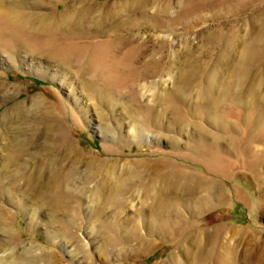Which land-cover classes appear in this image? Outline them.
Instances as JSON below:
<instances>
[{
  "label": "rangeland",
  "instance_id": "obj_1",
  "mask_svg": "<svg viewBox=\"0 0 264 264\" xmlns=\"http://www.w3.org/2000/svg\"><path fill=\"white\" fill-rule=\"evenodd\" d=\"M222 252L264 259V0H0V264Z\"/></svg>",
  "mask_w": 264,
  "mask_h": 264
},
{
  "label": "bare ground",
  "instance_id": "obj_2",
  "mask_svg": "<svg viewBox=\"0 0 264 264\" xmlns=\"http://www.w3.org/2000/svg\"><path fill=\"white\" fill-rule=\"evenodd\" d=\"M69 7V6H68ZM67 7V8H68ZM17 16V15H16ZM11 24V22L9 23V25ZM13 24V23H12ZM11 24V26H9V27H11V28H13V25ZM17 25V24H16ZM41 25H43V24H41ZM40 28V27H39ZM44 28V27H43ZM42 28V29H43ZM9 29V28H8ZM14 29H16V28H14ZM13 29V30H14ZM4 30V29H3ZM15 32V31H14ZM40 33V32H39ZM24 34V33H23ZM23 34H21L20 36H22ZM27 34H29V33H27ZM26 34V35H27ZM25 34L23 35L24 37L26 36ZM33 35V34H32ZM40 35V34H39ZM42 35V34H41ZM40 35V36H41ZM35 37V36H34ZM36 38H38V37H36ZM36 38H34V39H36ZM42 39V38H41ZM127 42V43H126ZM129 43H131V42H129ZM126 44H128V41H125V45ZM68 47V46H67ZM73 159H78L79 158V156H78V154L75 152V153H73V157H72ZM82 162V161H81ZM84 163L85 164H90V163H92V160L91 159H89V158H87V159H85L84 160ZM209 172V171H208ZM211 173V172H210ZM179 176L181 177V178H183V179H186V180H189V179H191V174L189 173V172H185V171H180L179 172ZM209 184H210V189H212V190H214V189H216L215 188V185H214V183H210L209 182ZM218 193V192H217ZM187 194V193H186ZM237 196H240V194H239V192H237ZM161 204V203H160ZM161 206V205H160ZM215 231V230H214ZM217 231V230H216ZM215 231V232H216ZM260 260H262V259H260ZM258 261V262H256L255 264H264V259L262 260V261ZM214 264H236L235 263V261H234V258H233V256H230V255H227L225 252H222V254L221 255H217L216 257H215V259H214Z\"/></svg>",
  "mask_w": 264,
  "mask_h": 264
}]
</instances>
